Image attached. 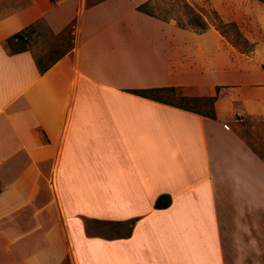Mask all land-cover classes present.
Listing matches in <instances>:
<instances>
[{
  "label": "crops",
  "instance_id": "1",
  "mask_svg": "<svg viewBox=\"0 0 264 264\" xmlns=\"http://www.w3.org/2000/svg\"><path fill=\"white\" fill-rule=\"evenodd\" d=\"M140 3L0 0V264H264L262 155L217 106L129 91L215 88ZM39 20L72 34L43 73L4 45Z\"/></svg>",
  "mask_w": 264,
  "mask_h": 264
},
{
  "label": "rangeland",
  "instance_id": "2",
  "mask_svg": "<svg viewBox=\"0 0 264 264\" xmlns=\"http://www.w3.org/2000/svg\"><path fill=\"white\" fill-rule=\"evenodd\" d=\"M148 8L166 16L164 22L180 30L182 50L195 58L199 69L211 65L207 80L213 81V87L220 86L212 104L182 98L196 96L188 95L190 89L182 87L166 94V99L204 113H215L217 106L227 123L264 158V0H149ZM195 12L208 23L204 32L191 25ZM177 20L184 26L180 27ZM228 23L233 25H225ZM235 28L244 40L236 42ZM52 35L42 21L26 46L35 55L57 47V54L66 45L58 47ZM214 92L213 88L209 95ZM109 228L100 224L96 232L113 235Z\"/></svg>",
  "mask_w": 264,
  "mask_h": 264
},
{
  "label": "trees",
  "instance_id": "3",
  "mask_svg": "<svg viewBox=\"0 0 264 264\" xmlns=\"http://www.w3.org/2000/svg\"><path fill=\"white\" fill-rule=\"evenodd\" d=\"M98 1H100V0H87V5H91V4L96 3ZM148 4H149V0H145L142 3H140L136 8L138 10L148 14V15L154 16V17L159 18V19L164 20V21L167 20L166 16L156 14L153 12V10L149 9ZM192 17L194 18V22H191L192 23L191 25L196 29V31L204 32L208 26V23L205 21V19H203V17L197 12L192 13ZM40 22H42V20H39L33 24H30L29 26L13 33L8 38H6V40L4 41V45H5L6 49L8 50V52L11 54V53H16V52H20V51L30 50L26 45L30 41L32 33L36 31L37 25ZM177 23L180 27L184 26L182 24L181 20H177ZM229 24L233 25V23H228L225 25H229ZM221 31L225 34L224 30H221ZM233 33L238 38V39H236V42H238L237 40H239V39L244 40V38H242V36L240 35V32L236 28L234 29ZM52 36L56 40L58 47H60L62 45H66V46L61 51H59L57 54H56V48L57 47L50 49V50H47L46 52H43L40 55H35L33 53L35 64H36L38 71L40 73H43L44 71H46L53 63H55L56 60H58L61 56H63L65 53H67L72 47V34H71V26L70 25L65 27L59 33L54 34ZM176 88L177 87L139 88V89H130L129 91L132 93L138 94L140 96H144V97H148V98H152L155 100H159L162 102L169 103L170 101H168L166 99L165 95L174 91ZM219 88H220V86L216 85L214 88V91H215L214 94L209 95V96H192V97L181 96V97L187 98V99H193V100L203 99V100L207 101L209 104H212L217 99V94H218ZM170 103H173V102H170ZM173 104L178 106V107L184 108L186 110L196 111V112H199V113L204 114L206 116H210L212 118L215 117L213 110H211L208 113H204V112H200L196 109H193L192 107H189V106L179 105L176 103H173ZM170 200L171 199H170V196L168 194H161L156 198V200L154 202V207L155 208L167 207L170 204ZM95 221L102 223V224H110V223H112L114 225L119 224V222H108V221H99V220H95Z\"/></svg>",
  "mask_w": 264,
  "mask_h": 264
}]
</instances>
